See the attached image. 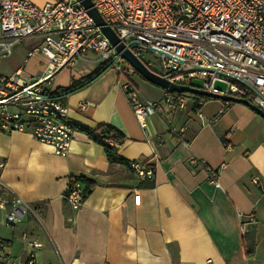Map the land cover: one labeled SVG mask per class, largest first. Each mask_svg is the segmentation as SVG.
<instances>
[{"label":"crops","instance_id":"obj_1","mask_svg":"<svg viewBox=\"0 0 264 264\" xmlns=\"http://www.w3.org/2000/svg\"><path fill=\"white\" fill-rule=\"evenodd\" d=\"M41 39L19 42H25L23 60L10 73L26 67L29 78L43 73L47 58L40 52L27 56ZM84 54L59 80L52 76L50 90L72 89L62 99L71 122L117 128L123 134L114 143L118 155L149 163L153 177L110 163L104 147L84 130L74 128L65 155L29 131L0 130L1 180L33 208L13 226L0 220L8 251L23 260L25 232L40 243L34 264H264V117L243 103L188 93L184 107L172 112L161 102L142 128L131 95L160 101L165 90L126 64L123 72L108 66L80 85L103 63L93 51ZM77 59L87 64L76 66ZM126 82L130 90L122 87ZM200 163L216 171L217 185ZM74 176L94 183L77 210L63 197Z\"/></svg>","mask_w":264,"mask_h":264},{"label":"built area","instance_id":"obj_2","mask_svg":"<svg viewBox=\"0 0 264 264\" xmlns=\"http://www.w3.org/2000/svg\"><path fill=\"white\" fill-rule=\"evenodd\" d=\"M90 1L135 56L140 58L147 51L157 53L150 48L162 52L159 74L169 81L244 98L264 111V0ZM0 31V59L11 56L14 47L28 36L42 39L27 56L40 52L47 58L43 73L33 78L20 68L10 74L0 73V130L29 131L35 140L65 155L74 127L67 105L51 94L52 76L87 51L95 52L103 63L110 62L117 72H123L129 64L119 57L115 46L78 0L46 1L42 5L32 0H0ZM197 77L201 78L199 86L192 83ZM122 87L131 89L128 82ZM187 94L165 90L160 101H139L131 95V107L145 128L146 116L156 112L161 102L172 112L184 107ZM85 104L82 101L79 105ZM182 145L187 147L188 143L182 141ZM190 161L198 163L193 157ZM200 166L208 181L217 185L216 171L203 163ZM128 167L141 178L153 177L154 168L147 162L131 160ZM3 168L1 160L0 220L9 227L33 208L6 188L1 180ZM63 197L72 210L80 208L85 197L80 180L70 177ZM249 219L253 220V214ZM22 239L26 251L23 260H18L0 237V264H34L40 243L25 232Z\"/></svg>","mask_w":264,"mask_h":264},{"label":"water","instance_id":"obj_3","mask_svg":"<svg viewBox=\"0 0 264 264\" xmlns=\"http://www.w3.org/2000/svg\"><path fill=\"white\" fill-rule=\"evenodd\" d=\"M81 5H83L85 8L88 9L89 14L92 16L93 20L97 25H99L101 31L104 33V35L109 39L112 45L115 46L116 52L119 54V57L124 60L127 64H129L137 73H139L143 78H145L148 82L157 85L164 90L170 91V92H180V93H191L195 95H203L210 98H219L225 101H232V102H239L246 104L253 110H255L258 114H260L262 117H264V111H262L257 106H254L250 104L246 99L235 97L232 95H219L214 93H209L207 91H204L202 89H199L197 87L189 86V85H181L174 82L169 81L166 77L162 76L161 74L157 73L156 71L152 70L148 67L139 57L135 56L133 52L129 48H125L124 44L119 41L116 34L110 29L109 26H107L100 16V14L97 12V10L92 6V3L90 0H78ZM150 50L156 51L158 54H162V52L158 50H154L153 48H150ZM164 54V53H163ZM166 56H169L167 54H164ZM110 62L105 63L100 69H98L94 74H92L88 79H86L83 83L80 85H83L92 79H94L96 76H98L102 71H104L106 68H108ZM72 89L67 90L65 93L70 92ZM59 95H56L58 97Z\"/></svg>","mask_w":264,"mask_h":264},{"label":"trees","instance_id":"obj_4","mask_svg":"<svg viewBox=\"0 0 264 264\" xmlns=\"http://www.w3.org/2000/svg\"><path fill=\"white\" fill-rule=\"evenodd\" d=\"M105 63H102L95 71L89 74L86 78L91 76L94 72H96L99 68H101ZM86 78L82 79L81 81L85 80ZM69 90L66 88L65 90H55L51 92L53 95H59L58 99L62 100L64 98V92ZM198 98L203 100L210 99V97L203 96V95H196ZM72 125L75 129H80L86 131V133L97 143L104 147L106 157L110 163H122L128 165V162L118 155L117 149L114 146V143L120 142L123 139V134L111 124H99L95 128H88L81 124H76L72 122ZM75 179L80 180L83 184V189L85 194L91 191L93 187V181L89 178L83 176H74ZM149 179V178H148Z\"/></svg>","mask_w":264,"mask_h":264},{"label":"rangeland","instance_id":"obj_5","mask_svg":"<svg viewBox=\"0 0 264 264\" xmlns=\"http://www.w3.org/2000/svg\"><path fill=\"white\" fill-rule=\"evenodd\" d=\"M47 1H56V0H47ZM0 33H1V31H0ZM24 43L25 42L18 43L14 47V51H13V54L11 56L0 59V73L8 74L11 71H13L17 66H19L21 64V62L23 60ZM84 57H86L87 59L95 58V56L92 53H86V54H84ZM140 59L146 65H148L149 68L156 71L157 73L162 72V58H161L160 54L155 53V52H151V51H147V52L142 53V55L140 56ZM119 61H121V60H119ZM83 64L86 65L87 61L77 59L76 66L83 65ZM37 66H39V65H37ZM66 68H67V66L63 67L60 71H58L57 74H55L56 77H55L54 82L59 80L58 77L61 76V74L63 72H65ZM25 71L30 72V70L27 67H26V69H24V72ZM192 83L196 86H199L201 84V78L200 77L193 78ZM217 85H219L221 87L224 86L223 83H220V82H217ZM138 89H139L138 90L139 93H141L142 89L141 88H138Z\"/></svg>","mask_w":264,"mask_h":264}]
</instances>
